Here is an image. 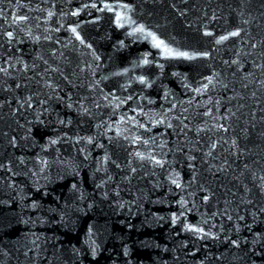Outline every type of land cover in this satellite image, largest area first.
Returning a JSON list of instances; mask_svg holds the SVG:
<instances>
[{
  "label": "water",
  "instance_id": "obj_1",
  "mask_svg": "<svg viewBox=\"0 0 264 264\" xmlns=\"http://www.w3.org/2000/svg\"><path fill=\"white\" fill-rule=\"evenodd\" d=\"M0 264H264V0H0Z\"/></svg>",
  "mask_w": 264,
  "mask_h": 264
}]
</instances>
